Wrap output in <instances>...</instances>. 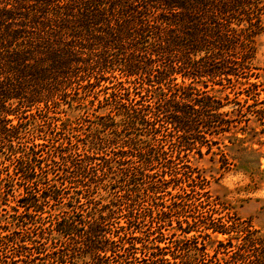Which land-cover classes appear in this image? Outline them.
Here are the masks:
<instances>
[{
  "label": "trees",
  "instance_id": "obj_1",
  "mask_svg": "<svg viewBox=\"0 0 264 264\" xmlns=\"http://www.w3.org/2000/svg\"><path fill=\"white\" fill-rule=\"evenodd\" d=\"M263 16L264 0H0V164L4 159L17 163L23 181L18 201L31 199L19 204L24 212L15 221L26 215L35 220L44 204L59 198L58 186L48 176L52 164L44 162L35 145L19 150L29 110L50 108L69 93L108 79L117 89L102 103L113 104L115 109L97 117L108 118L101 124L114 135H96L88 146L113 144L127 123L132 129L141 126L149 139L158 141L160 154L175 146L170 157H164L167 164H177L184 149L202 155L205 146V152H210L244 115L239 100H234L236 108L223 110L229 94L217 95L210 87L259 76L252 60ZM107 73L116 81L105 77ZM259 110L257 114L263 111ZM232 139L243 142L236 134ZM126 146L131 147L130 143ZM152 148L143 149L135 162L148 161L146 155ZM110 161L104 159V169L112 168ZM179 203L153 201L157 206L153 221L168 217ZM101 209L87 211V217L74 211L56 219L52 229L65 238L59 239V250L49 253V264H109L110 259L125 254L132 258L135 251L124 242L125 233H113L108 226L111 211ZM128 213L120 229L131 222L133 214ZM21 222L17 224L25 225ZM203 223L195 229L189 221L187 226L178 225L183 233L197 231L188 238H195L193 246L180 247L184 253L169 257L165 246L157 245L158 251H152L149 261L142 264H264V234L251 223L221 219ZM23 230L22 236L13 237L17 231L6 227L1 237L14 251L10 256L8 250L3 252L0 264H17L15 256H21L22 264H32L34 254L27 253L29 248L40 254L37 238ZM218 233L227 238L217 241L213 253L203 241L198 244L199 236L211 238ZM118 264L135 263L121 260Z\"/></svg>",
  "mask_w": 264,
  "mask_h": 264
},
{
  "label": "rangeland",
  "instance_id": "obj_2",
  "mask_svg": "<svg viewBox=\"0 0 264 264\" xmlns=\"http://www.w3.org/2000/svg\"><path fill=\"white\" fill-rule=\"evenodd\" d=\"M262 24L263 30L256 36V51L252 60L259 76L234 81L233 85L226 87H210L216 90L217 95L229 94L230 101L223 110L236 108L234 100H239L244 104V115L236 122L237 127L217 139L218 144H213L212 151L205 152L206 147L203 146L202 155L184 149L182 159L177 160V164H167L164 157H170L175 146L170 145L166 148L167 153L160 154L158 141L149 139V134L146 135V130L141 126L132 129L127 123H124V129L113 144L106 141L99 142L94 148L88 146L96 135L107 138L114 135L111 129H105L101 124L108 118L97 117L113 113L111 110L115 109L113 104L102 103L108 93L117 89L108 79H101L97 85L79 88L50 108L41 106L42 110H29L21 127L26 133L22 134L18 143L19 150L24 151L28 146L35 145L44 162L52 164V173L48 176L54 178L51 184L58 186V194H55L59 198L44 204L43 210L36 212L35 220H30L26 215L19 218V222L15 221V217L24 212V207L19 204L31 199L18 201L23 191L21 173L16 170L15 161L4 159L5 163L0 164V256L5 255L3 252L6 250L9 256L14 251V246L6 245L1 237L6 233V227L17 231L11 234L13 237L22 236L23 228H26L33 238H37L36 245L41 247L40 254L34 253L33 248L27 250V253L36 256L33 255L31 263L49 264V253L59 250V239L65 238L52 229L56 228V219L74 211L87 217V211L97 213L101 208L105 209V213L111 211L108 226L112 232L125 233L124 242L131 243V251H135L132 258L129 254L121 255L110 259L109 264H118L121 260L135 264L148 262L150 253L158 251L157 245L165 246L166 256L181 254L183 251L180 247L188 250V246H193L196 241L192 237L188 239L192 234H197L196 230L183 233L178 229L180 224L187 226L188 221L192 229L203 226V222L210 224L212 219H221L225 223L229 220L248 222L264 234V16ZM105 77L116 81L110 73ZM253 82L257 83L256 87L252 85ZM110 102L115 103L114 100ZM259 109L263 111L257 114ZM115 117L121 119V116ZM238 127H244L246 132L237 130ZM234 134L242 137L243 142L232 139ZM206 137L210 138L207 134ZM126 143H130L131 147H127ZM163 145L168 147V144ZM146 147H153L146 155L148 161L135 162ZM122 151L128 160L121 157L124 156ZM85 154L93 158H86ZM105 158L111 160L110 170L102 166L105 165ZM175 174L177 178L172 177ZM173 200L180 202L176 210L171 211L168 217L158 218L159 222H154L157 206L153 201L169 204ZM14 207L17 209L14 210ZM29 211L34 213V208L30 207ZM128 211L133 214L129 219L131 222L120 229V225H126L127 214H130ZM21 220L25 221V225L17 224H22ZM110 236L113 234L110 233ZM226 238L220 233L212 234L211 238L199 236L198 244L203 241L208 251L213 253L217 241ZM14 259L17 264H22L21 256ZM76 259L73 256V261Z\"/></svg>",
  "mask_w": 264,
  "mask_h": 264
}]
</instances>
